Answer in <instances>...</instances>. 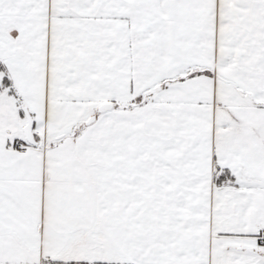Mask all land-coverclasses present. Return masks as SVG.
Returning <instances> with one entry per match:
<instances>
[{
	"label": "snow or ice",
	"instance_id": "obj_1",
	"mask_svg": "<svg viewBox=\"0 0 264 264\" xmlns=\"http://www.w3.org/2000/svg\"><path fill=\"white\" fill-rule=\"evenodd\" d=\"M0 264H264V0H0Z\"/></svg>",
	"mask_w": 264,
	"mask_h": 264
}]
</instances>
